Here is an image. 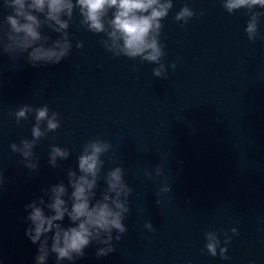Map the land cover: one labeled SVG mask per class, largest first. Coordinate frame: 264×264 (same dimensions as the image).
I'll list each match as a JSON object with an SVG mask.
<instances>
[{"label": "water", "instance_id": "water-1", "mask_svg": "<svg viewBox=\"0 0 264 264\" xmlns=\"http://www.w3.org/2000/svg\"><path fill=\"white\" fill-rule=\"evenodd\" d=\"M248 18L242 9L179 76L102 139L111 145L103 172L122 166L134 189L128 231L108 256L98 258L100 246L92 244L75 264H264V39L249 41ZM258 27L264 37V16ZM76 158L0 202V264H34L38 245L25 236V205L43 188L67 184ZM165 185L171 191H161ZM104 187L101 179L98 197ZM148 221L153 231L144 227ZM208 231L219 233L221 247L225 233L231 238L228 259L219 249L215 257L207 252ZM47 264H55L54 255Z\"/></svg>", "mask_w": 264, "mask_h": 264}, {"label": "clouds", "instance_id": "clouds-1", "mask_svg": "<svg viewBox=\"0 0 264 264\" xmlns=\"http://www.w3.org/2000/svg\"><path fill=\"white\" fill-rule=\"evenodd\" d=\"M173 6V0H3V7L12 12L4 18L7 28L0 26V55L16 59L14 54H19L32 67L60 64L72 51L69 28L74 14L78 13V26L94 34H103L100 43L106 51L114 57L139 58L158 65L152 73L161 78L166 73L165 64L161 62L165 55L160 43L161 21ZM222 6L229 14L245 10L249 17L245 27L249 41L264 39L258 27L264 11H256L257 8L264 10V0H223ZM194 15V11L185 5L174 19L187 23ZM49 33L57 35L53 38ZM82 47L83 43L77 42L76 48ZM171 67L175 69V63ZM30 113H34L35 120L31 139L22 138L9 147L12 153L22 157L25 168L36 171L39 168V158L34 152L37 142L47 133L56 131L60 119L59 113L50 112L46 104L37 108L24 104L14 113L16 123L27 120ZM110 148L106 140L89 139L76 158L77 168L67 170V184L63 180L51 184L41 190L43 195L25 205L28 211L25 236L38 245L34 264H47L51 255L55 256V264H75L92 244L100 246L96 256L105 257L115 251L113 240L120 241L127 233L124 221L130 213L129 197L134 189L125 180L122 166L103 172L105 160L102 157ZM70 156L68 149L52 145L48 163L56 168L58 160H67ZM156 174H161L159 166ZM148 175L151 178V173ZM101 179L105 187L98 197ZM161 191L169 192L171 187L165 185ZM66 217L67 226L63 223ZM144 227L154 230L151 221ZM231 231L237 234L236 228ZM204 235L207 252L215 257L219 249L221 259H228L227 245L231 238L227 233L223 247L217 231H208Z\"/></svg>", "mask_w": 264, "mask_h": 264}]
</instances>
